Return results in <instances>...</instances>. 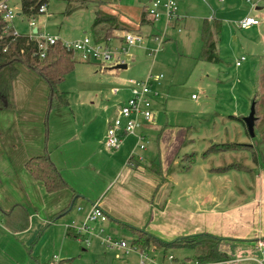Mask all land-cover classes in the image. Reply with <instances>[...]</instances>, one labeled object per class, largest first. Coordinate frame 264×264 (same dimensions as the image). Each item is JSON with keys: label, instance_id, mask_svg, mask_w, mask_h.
Listing matches in <instances>:
<instances>
[{"label": "crops", "instance_id": "crops-1", "mask_svg": "<svg viewBox=\"0 0 264 264\" xmlns=\"http://www.w3.org/2000/svg\"><path fill=\"white\" fill-rule=\"evenodd\" d=\"M90 1L98 5L94 10L95 17L97 13L115 17L120 25L106 42L114 49L124 50V63L128 68L129 62L136 57L129 52L128 47L132 45L126 43L125 35L130 30L134 33L140 31L144 25L155 26L162 18L152 23H142V16L151 0H139L138 5L127 4L123 0ZM177 1L183 18L170 23L162 44L156 39L160 30L151 35H141L142 41L150 39L157 43L159 50L154 57L161 51L163 44L173 39L169 29L181 33L192 19L201 21V35L204 22H211L219 55L223 20L215 15H187L189 9L185 0ZM11 3L14 4L13 0ZM47 6L49 11V1ZM255 7L254 16L257 17L264 9V2ZM18 9L20 12V5ZM48 11L36 19L41 31L43 27L38 23L46 22ZM243 14L240 18L254 13ZM261 16L257 17L259 25L245 29L238 26L239 29L261 27L264 18ZM91 38L96 41V34ZM200 59L216 64L201 56ZM80 61L97 65L100 71H106L95 61ZM21 69L14 82L16 109L0 110V264H34V257L43 263L54 258H72L75 252L72 243L75 242H70L71 249H67V241L81 240L76 228L84 223L93 205H98L109 217L108 221L95 224L92 241L96 240L100 244L108 223L127 231L120 225L125 223L143 228L164 240L198 233L240 240L233 254H240L241 261H258L255 254L260 250L255 244L264 238V163L254 171L204 170L197 177L193 176V170L168 173L170 166L178 163L182 150L188 145L191 127L160 125L158 112L166 104L158 100L160 96L155 98L154 120L143 128L148 139L144 152L136 154L134 143L138 144V140L131 134L123 136L120 147L113 149L116 152L108 151L105 142L108 127L124 100L131 96V80L124 87V99L118 98L121 89L118 93H107V98L113 104L108 106L111 111L103 122L93 126L95 119L91 118L90 112H86L88 108H81L78 112L67 108L75 120L73 130L67 134L69 128L55 127L54 131L53 124L56 126L58 121L49 122L53 108H47L48 85L41 82L29 68L25 67V74H22ZM154 69L155 64L145 78L149 73L159 75ZM108 72L112 75L119 73L116 69ZM164 78L158 79L154 88L158 90ZM21 85H25L26 89L19 91ZM20 92L24 96L22 94L20 97ZM28 105L31 107L27 108ZM55 113L57 117L60 116L59 109ZM44 152L50 155L69 187L48 192L44 183L36 180L27 170V161ZM132 156L141 163L138 168L129 165ZM153 164H160L162 175L151 169ZM233 173L240 174L238 179L243 182L246 191L241 184H237L236 175L232 178ZM244 174L247 175L245 178L241 176ZM181 177H186L184 185L180 181ZM69 228L74 232L69 233ZM127 256L135 257L133 254ZM131 259L127 257L114 264H134L135 259Z\"/></svg>", "mask_w": 264, "mask_h": 264}, {"label": "rangeland", "instance_id": "rangeland-1", "mask_svg": "<svg viewBox=\"0 0 264 264\" xmlns=\"http://www.w3.org/2000/svg\"><path fill=\"white\" fill-rule=\"evenodd\" d=\"M67 1L49 0L46 22L38 24L43 27V31L58 35L65 44L71 45L87 35L90 37L94 35V10L98 5L90 0L84 2L80 0L83 6L78 8V11L67 14ZM123 1L135 5L139 2V0ZM141 1L148 2V0ZM13 2L15 5H12L19 12L20 0H13ZM262 2L264 0H226L225 2L185 0L189 9L187 15L192 17L215 15L223 20V33L218 51L222 61L215 65L200 59L203 52V41L200 32L201 21L198 19L190 20L188 27L184 28L181 33L169 29L168 32L171 33L173 39L163 44L156 57L151 54V50L157 46V43H153L150 39H144L140 43L129 46V52L136 59L129 62L127 69H116L119 72L118 75L110 74L109 70L102 72L97 65L81 62L79 53H76L75 58L78 62L75 68L59 85L66 103H61L56 96L50 97V88L47 94V108H53L49 114V122L58 121L56 126L53 124L54 131L55 127L69 128L67 134L73 130L75 120L71 116L72 112L69 113L67 108L75 112L81 108H88L89 111L86 112H90L91 118L95 119L93 126L103 122L108 112L111 111L108 106L113 104L107 98V93L121 89L118 98L124 99L123 90L128 81L144 79L149 69L155 64L154 71L165 76L158 89L160 93L158 100L166 103L165 108L158 112L159 124L191 127L188 145L182 150L178 163L191 165L190 171L193 170V176L196 177L203 174L204 170L222 172L218 168L232 163L236 164L237 168L246 167L251 168L252 171L257 170L256 167L260 169L263 163L255 164L251 151L245 148L231 152H212L207 155L206 152L214 144L239 142L249 144L258 155L264 156V18L259 28L241 30L237 25L243 18H240L241 14L251 12V14L254 13L251 16H254L255 6ZM261 15L264 17V9L261 10ZM28 21L18 15L15 20L18 22L16 27L22 32L30 31ZM165 25L164 17H162V20L156 22L155 26L144 25L140 31L135 33L143 36L151 35L157 30L162 32ZM129 32L134 33L133 30ZM242 56L246 59L242 61L241 66H236L237 59L239 60ZM24 69L25 67L21 69L22 74H25ZM34 75L39 78L37 73L34 72ZM39 80L44 82L40 78ZM23 88L26 89L25 85H21L19 91ZM22 94L20 92V97ZM253 102L256 104V116L258 117L254 138L250 136L246 124L240 120L250 114ZM29 105L26 107L30 108ZM57 109L60 110L59 117L55 113ZM134 145L136 154L141 155L144 149H141L136 142ZM108 151L116 152L109 148ZM220 165L222 166L219 167ZM229 170L247 171L243 168ZM234 176L237 177V184H241L245 189L243 182L238 179L240 174L233 173L232 178ZM241 176L245 178L247 175ZM185 179L186 177H181L182 185ZM82 225L79 224L78 227ZM106 234L118 239L125 238L128 242H131L133 238L131 233L122 231L116 226L113 227L109 223L106 226ZM70 242H75V244L72 243L75 248L72 254L74 255L72 264H114L127 257L132 258L131 260L135 259L134 256H127L122 250L111 249L96 240L86 245L79 239L78 242L68 239L67 249H71ZM57 253H59L58 250ZM173 253L181 258L193 257L196 254L192 249L174 250ZM255 255L258 261L243 259L239 264H261L259 260H264V252L258 251ZM236 256L242 257L238 253Z\"/></svg>", "mask_w": 264, "mask_h": 264}, {"label": "trees", "instance_id": "trees-1", "mask_svg": "<svg viewBox=\"0 0 264 264\" xmlns=\"http://www.w3.org/2000/svg\"><path fill=\"white\" fill-rule=\"evenodd\" d=\"M49 0H20L21 16L28 20L38 19L40 16L39 8L42 4L48 3ZM85 0H83L84 2ZM67 14H71L78 8L83 6L80 0H68ZM80 2V4H78ZM147 10L142 16V23L155 22L152 18L148 19ZM101 26L99 29L98 27ZM13 26L8 25L3 20L0 13V110L12 111L16 109V99L14 91V82L19 76L20 66L29 68L37 73L39 78L44 81L50 88V97L56 96L61 103H66L64 95L59 89V85L66 79V75L71 72L78 62L75 58L76 52L67 47L62 40L48 47L47 54L44 58L39 55V47L35 40L30 39L27 34L13 35ZM120 28L115 17L105 16L100 13L96 14L93 30L96 34V41H107L112 35L114 29ZM8 29L9 33H5ZM216 34L212 29V24L205 21L202 28V39L204 43L201 57L207 61L220 63L222 59L219 57L217 50ZM51 106V105H50ZM239 119V118H238ZM240 120L244 122L243 118ZM258 121V119H257ZM256 121V122H257ZM256 127V125H255ZM245 148L251 151L253 161L255 164L264 163V156L258 155L256 150H252L249 144H242L239 142H225L223 144H214L208 153H220L227 151L239 150ZM129 165L132 168H138L141 163L132 156L129 159ZM151 169L157 174L162 175V168L160 164H153ZM26 168L30 174L38 181L44 183L48 192H56L61 189L69 187L67 181L63 177L59 168L54 164L50 155L44 152L41 155L31 157L27 163ZM191 165L183 163H174L170 166L168 173L174 171H189ZM236 168L250 171L251 168L236 167L232 163L225 167L218 168L221 171H228ZM75 205V202L72 203ZM122 227L126 228L133 236L132 243L141 249L156 248L163 250L165 253L173 252L179 249H192L195 251L193 257H184L186 260L198 259L201 262L225 261L231 258L235 245L240 240L229 239L214 235L212 233H198L192 235H185L174 238L172 240H164L153 233L130 224L121 223ZM73 229L69 228V233ZM74 232V231H73ZM78 237L80 234L78 233ZM34 264H52L54 261L41 262L34 257ZM73 258L59 259L54 264H72Z\"/></svg>", "mask_w": 264, "mask_h": 264}, {"label": "built area", "instance_id": "built-area-1", "mask_svg": "<svg viewBox=\"0 0 264 264\" xmlns=\"http://www.w3.org/2000/svg\"><path fill=\"white\" fill-rule=\"evenodd\" d=\"M47 11V3L42 4L39 8V13L45 14ZM0 13L2 14L3 20L7 22L8 25L14 27L11 32L13 35L16 36L21 33L27 34L30 39L37 42L41 58L46 56L50 45L62 40L58 35H52L45 31H41L37 25L36 19H30L28 21L30 27L29 32L20 31L15 25V20L19 12L16 11V7L12 5L11 0H0ZM147 13L154 21H158L162 17H165V28L160 35L156 37L159 44L163 43L170 23L183 18L179 12L177 0H154L147 8ZM259 24L260 20L251 15L243 17L238 22V26L242 29ZM34 29H37V31L35 32ZM178 30L181 31L182 28L179 27ZM5 33H9L8 29H5ZM125 40L128 45H134L141 42L143 36L129 32L125 35ZM65 45L72 48L76 53H79L81 60L97 62L102 70H113L116 65L125 62L124 50L114 49L108 45L106 41H95L90 36H85L83 39L71 45ZM158 50L159 47L153 48L151 54L155 55ZM245 59L246 57L242 56L236 64L240 66ZM163 77V74L157 75L149 73L144 79H131V96L120 106L117 115L112 119L108 127L106 142L109 148H119L123 136L129 134L137 137L140 148H146L148 139L143 128L146 124L154 120L155 98L160 96L159 91L154 88V83ZM118 92L119 89L114 90V93ZM108 219V215L98 205H93L88 211L83 225L76 228L77 232L80 234L81 241L86 243V245H90L92 235L95 234V224L98 222H106ZM103 230L102 228V231ZM101 244L111 249L122 250L126 255H135L134 264H239L241 261V258L234 254L230 259L225 261L201 262L198 259L186 260L185 258L178 257L173 252L165 253L163 250L157 248L141 249L132 242H128L126 239H118L110 234H105L101 237ZM255 245L256 248L264 252V238L257 240ZM58 260V258H54L52 264L56 263ZM260 263L264 264V261H260Z\"/></svg>", "mask_w": 264, "mask_h": 264}, {"label": "water", "instance_id": "water-1", "mask_svg": "<svg viewBox=\"0 0 264 264\" xmlns=\"http://www.w3.org/2000/svg\"><path fill=\"white\" fill-rule=\"evenodd\" d=\"M19 15H21V12H19ZM34 31L36 32L37 29H34ZM127 68V64L126 63H122V64H118L114 67V69H126ZM255 102L252 103L251 106V111L250 114L248 116L243 117V120L247 126L248 132L250 134L251 137H255L256 136V131H255V125H256V121L258 119V117L256 116V107H255Z\"/></svg>", "mask_w": 264, "mask_h": 264}]
</instances>
